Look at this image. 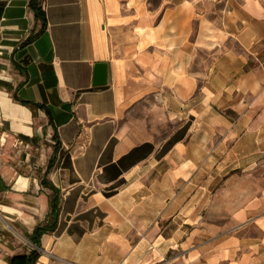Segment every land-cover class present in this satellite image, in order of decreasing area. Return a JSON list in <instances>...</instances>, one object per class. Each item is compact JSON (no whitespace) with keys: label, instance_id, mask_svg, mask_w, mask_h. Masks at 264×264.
<instances>
[{"label":"crops","instance_id":"obj_1","mask_svg":"<svg viewBox=\"0 0 264 264\" xmlns=\"http://www.w3.org/2000/svg\"><path fill=\"white\" fill-rule=\"evenodd\" d=\"M30 1L0 0V264H264V0Z\"/></svg>","mask_w":264,"mask_h":264},{"label":"trees","instance_id":"obj_2","mask_svg":"<svg viewBox=\"0 0 264 264\" xmlns=\"http://www.w3.org/2000/svg\"><path fill=\"white\" fill-rule=\"evenodd\" d=\"M30 7L32 8L34 12V16L36 19L40 20L42 25L45 23V13L41 9V7L38 4V0H31L30 1ZM25 102V101H21ZM186 126V125H185ZM185 126L183 129L185 130ZM53 163V159H50L48 162V167L49 169ZM47 172V171H46ZM43 184L47 186V181H42ZM52 195H51V209L48 215V220L44 224H38L34 229L31 234V236L34 237V242L38 244V239L41 236V234L51 231L55 228L56 222H57V215H58V197L57 193L54 187H52ZM39 251L36 249H31L28 254H22V255H17L12 258H10V263L11 264H34L39 256Z\"/></svg>","mask_w":264,"mask_h":264},{"label":"rangeland","instance_id":"obj_3","mask_svg":"<svg viewBox=\"0 0 264 264\" xmlns=\"http://www.w3.org/2000/svg\"><path fill=\"white\" fill-rule=\"evenodd\" d=\"M149 4H150V6L151 7H156V6H159L160 4H170V2H175V1H177V0H146ZM203 1V2H202ZM206 1L207 0H200V5H201V8L203 9V10H212V7H209V5L206 3ZM216 1H222V0H216ZM219 6V5H218ZM214 8V7H213ZM206 16H210V17H217L218 15H206ZM196 26H197V22L195 23V25H194V29L196 28ZM199 59H204V58H211V52H207V50H204V51H200L199 52V57H198ZM173 132V127H171V125L170 124H168V126H166V128H165V132H161V134L163 135V134H167V135H169V134H171ZM252 182H254L253 180H252ZM11 229V228H10ZM15 230V231H14ZM11 231L13 232V234H14V237H16V238H18L20 241H22V245H23V247H25V248H27L28 246V244H29V242L26 240V238L24 237V235H22L19 231H16V229L15 228H13L12 227V229H11ZM28 243V244H27Z\"/></svg>","mask_w":264,"mask_h":264},{"label":"water","instance_id":"obj_4","mask_svg":"<svg viewBox=\"0 0 264 264\" xmlns=\"http://www.w3.org/2000/svg\"><path fill=\"white\" fill-rule=\"evenodd\" d=\"M106 81H107V64H106V62H96L94 64L92 85H94V86L103 85L106 83ZM62 108L68 110L69 105L67 103H65Z\"/></svg>","mask_w":264,"mask_h":264}]
</instances>
